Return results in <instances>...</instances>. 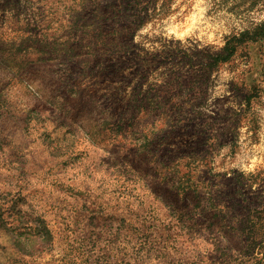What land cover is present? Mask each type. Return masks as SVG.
Instances as JSON below:
<instances>
[{
    "label": "rangeland",
    "instance_id": "obj_1",
    "mask_svg": "<svg viewBox=\"0 0 264 264\" xmlns=\"http://www.w3.org/2000/svg\"><path fill=\"white\" fill-rule=\"evenodd\" d=\"M0 264H264V0H0Z\"/></svg>",
    "mask_w": 264,
    "mask_h": 264
},
{
    "label": "trees",
    "instance_id": "obj_2",
    "mask_svg": "<svg viewBox=\"0 0 264 264\" xmlns=\"http://www.w3.org/2000/svg\"><path fill=\"white\" fill-rule=\"evenodd\" d=\"M10 1H13V3L15 4H19L21 0H7V3L9 4ZM85 26V25H84ZM114 44V43H113ZM113 46L116 47V45L114 44ZM24 49V48H23ZM27 48L24 49V51L26 50ZM235 45H232L230 44V42H228L225 47L222 49L221 53L220 54H217L214 59H213V64H216L218 62H225L234 52H235ZM253 176H249V179H247L248 181L247 182H250L249 180H252V182H250L251 184L254 182L253 180ZM178 190H180L178 188ZM211 225V223H210ZM46 235H48L49 237V232L46 233Z\"/></svg>",
    "mask_w": 264,
    "mask_h": 264
}]
</instances>
